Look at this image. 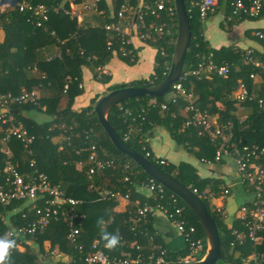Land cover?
Masks as SVG:
<instances>
[{
	"label": "trees",
	"instance_id": "trees-1",
	"mask_svg": "<svg viewBox=\"0 0 264 264\" xmlns=\"http://www.w3.org/2000/svg\"><path fill=\"white\" fill-rule=\"evenodd\" d=\"M29 1L33 5L44 4L49 8L50 19L46 28H38L31 24L28 21L30 15L20 12L19 9L0 14V24L3 23L6 29V41L0 43V92L5 94L11 92L18 95L22 93L23 89L31 92L36 88L43 92L38 105H15L12 108V113L17 116V123L21 122L35 139L30 149L32 152H30L20 140L13 138L10 141L14 150V157L11 158V161L13 164L19 165V171L22 174H26L29 172L30 161L36 159L39 169L48 175L53 185L59 186L68 197L83 202L77 207V212L85 217L78 220L77 223L85 228L81 235L85 247L81 251L78 247L68 244L66 236L69 228L64 221H52L44 233L27 236L26 240L28 243L38 244L40 247L47 240L52 243V247L60 244L61 249L73 257L70 262L78 260V258H86L94 242L99 240L100 248L110 258L136 259L138 255L142 254L145 263L151 253L158 256L160 251L157 247L162 246L153 229L152 223L155 218L147 217L134 230L129 219L137 212V203L139 206L144 203H156L143 188L151 178L135 161L118 151L113 145L94 111L97 99H94L92 105L81 111L74 109L76 98L85 92L84 87L80 88V85L83 84L85 68L93 72L97 82L105 85L111 83L112 78L101 74L100 71L102 67H107L115 52L120 54V43L116 42L114 48L108 49L107 33L104 29H82L79 27L77 19H72L65 13H55V7H64V0ZM144 1L153 5L160 0ZM192 1L199 0H185L192 32V42L187 54L185 70L196 68L204 60L202 58L207 59L213 55L216 64L227 63L230 65L231 73L227 78L219 77L213 73L203 74L200 78L191 77L184 82V87L197 98L196 106L201 111L211 115L219 114L220 123L232 120L237 140L241 139L248 145L264 146V110L259 109L254 102L241 106L234 99V93L240 82L246 83L251 92H261L264 97V71L245 64L248 49H253L255 57L264 61V39L252 36L261 45V50L255 48L244 50L237 47L213 49L203 35V19L198 8L191 7ZM234 1L236 0H219V5L225 9L227 18H230L229 27L246 20L260 21L264 18V9L261 15L256 18L234 14L232 7ZM244 1L249 5L252 0ZM127 2L132 6H137V0H121L118 3V12ZM65 7L70 8L66 3ZM167 7L173 8V16L166 11L161 20L150 16L146 18V21L172 26L175 32L173 38L176 40L178 20L174 1L167 3ZM258 30L264 31V29ZM248 35L251 33L249 32ZM170 42L167 37L162 36L158 42L148 43L158 49L157 65L151 82L134 81L129 85H111L109 91L127 86H153L162 82L168 75L167 67L171 64L174 51L175 43ZM49 46L58 47L61 57H55L52 60L42 58L39 55V50ZM162 51L168 54L167 59L162 56ZM134 54H136L135 51L129 57H123L121 54L120 57L132 63ZM253 73L260 77V89L255 88L254 80L250 77ZM67 85L68 89H66ZM171 92L169 91L166 95L158 98L144 96L125 101L113 108L108 120L117 133L124 140L127 139L126 142L132 148L148 157L166 172L174 175L186 186L191 189L198 188L200 191L211 187L217 192L221 181L201 178L197 170L186 163L178 166L171 163L163 165L149 149L146 141L148 134L156 127H164L177 143L185 146L198 159H205L217 164L225 163V161L219 163L215 160L216 149L208 137L200 135L196 128L184 129V122L187 118L184 110L188 101L179 97L177 103L171 102L169 100ZM153 99L156 100V104H150ZM64 102L65 106H62ZM163 103L168 106L166 110L161 108ZM44 107L46 110L42 111ZM126 110H130L131 114H128ZM241 110L242 112L248 111L244 121H242ZM40 112L45 113L50 120L44 123L37 121L34 115ZM2 138H4V134ZM59 142H62L64 146L62 150L59 148L61 144ZM93 146L96 147L99 158L112 161L115 168L110 167L90 175L93 165L89 162V156ZM148 153H151V156H147ZM6 162L7 155L2 153L0 155V174L2 177L4 176V179L8 176L4 173ZM78 162H83L81 169L77 168ZM92 184L95 188H105L120 192L125 196L128 195V210L119 214L113 212L118 200L98 201L97 193L89 192ZM170 195L172 193L167 190V197L160 201L167 200ZM202 200L207 205L219 229L224 262L255 264L254 258L257 257L256 262L264 264V258L260 259V255L264 252V234L261 245H255L251 241L244 244L235 242L233 232L235 230L245 231L244 223L237 218L234 225L231 228L228 227L225 223L224 210L218 211L208 201ZM178 202L185 208L188 223L197 228V237L206 241L204 229L197 216L180 198ZM22 204V202H15L12 205L1 207L0 237L6 235L9 229L27 227L34 220L33 215L28 213L27 218H23V212L14 216L10 215V211L15 208L23 209ZM105 231L120 237L118 246L111 249L105 247V242L102 239V233ZM131 243L137 244L140 250L137 247L132 248ZM187 255V248L179 251L167 250L165 259L168 263H174L185 259ZM35 262H37V257L33 253H29V250L27 253H20L15 248L9 253L5 264H36ZM78 264H82V262H78Z\"/></svg>",
	"mask_w": 264,
	"mask_h": 264
},
{
	"label": "built area",
	"instance_id": "built-area-1",
	"mask_svg": "<svg viewBox=\"0 0 264 264\" xmlns=\"http://www.w3.org/2000/svg\"><path fill=\"white\" fill-rule=\"evenodd\" d=\"M171 1L174 0H160L156 1L153 5L147 4L144 1L139 7L132 6L128 2L124 4L118 13V17L120 18L119 24H108L104 27L107 32L108 49L114 48V45L118 42L120 43V54L123 57H129L135 51V38L144 44H148L149 42H158L162 36H165L171 41L170 43H175L176 40L173 38L175 32L172 26L157 22L148 23L146 21V18L150 16L156 20H161L163 13L166 11L173 16V8L167 7V3ZM191 7L198 8L200 16L204 21L209 16L216 14L218 0L192 1ZM232 7L234 14L248 15L251 18H256L261 15L264 9V0H252L249 5L244 0H236L232 2ZM13 9H19L20 12L30 15L28 21L38 28L45 27L44 25L50 19L49 8L44 4L37 6L33 5L29 0H17V4L12 5L9 0H0V13H6ZM84 9L88 10V6ZM54 11L57 14L65 13L72 19H77L79 24L82 23L79 22V15L75 9L67 10L65 7L60 6L55 7ZM229 19L225 16L224 24L229 25ZM123 23L125 26H123ZM131 29L132 33L130 32ZM253 36L264 39V31L255 30ZM161 54L165 59L168 58V54L165 51H162ZM55 57H61L59 50L53 58ZM202 59L204 60L196 68L184 70L181 78L170 89L172 92L169 100L177 103L179 97L185 98L188 104L184 110L187 115L184 129L196 128L200 135L208 137L216 149L215 160L217 162L231 160L234 163L238 177L247 190L249 188L250 195L249 200L240 207L238 216V219L244 223L246 229L243 232L237 230L233 232L235 242L244 244L247 241H251L255 245H261L264 234V146L258 144L248 145L241 139L237 140L232 120L227 123H220L219 114L211 115L208 112L201 111L196 106V98L186 90L184 82L191 77L200 78L203 74L210 75L213 73L219 77L227 78L231 73V66L227 63L222 65L216 64L213 55H210L207 59ZM245 64L264 71V61H260L255 57L253 49L247 50ZM170 67L171 64L167 67L168 73ZM100 72L103 75L111 76L106 67H102ZM250 77L254 81L260 78L256 73L251 74ZM68 88L69 86L67 85L66 89ZM80 88H83V84L80 85ZM39 99L40 90L38 88L31 92L23 90L18 95L11 92L6 94L0 92V124L5 127L6 142L17 138L24 144L27 150L32 152L30 149L35 138L28 133L21 123H17V118L12 113V108L15 105L37 104ZM234 99L241 106L254 102L258 105L259 109L264 110V97L251 92L248 85L244 82L239 83L234 93ZM150 104H156V100H151ZM167 107V104H161L163 110H166ZM126 112L131 114L130 110H126ZM245 119L242 118V121ZM59 143H61L59 148L62 150L64 146L62 142ZM6 154L10 157V150H7ZM147 156H151V153H148ZM159 161L163 165H168L162 159ZM89 162L93 165L90 169V175H94L98 171L110 167L115 168V164L112 161L99 158L95 146L90 149ZM203 162L208 163L209 161L203 160ZM4 171L8 176L4 179V176L2 177L0 174V209L15 202H22L23 209L19 212L24 213L23 218H27L28 214H32L34 219H32L33 221L27 227L12 228L7 231L6 235L8 238L15 240V247L9 253L15 248H20L27 236H36L44 233L52 221H64L67 223L69 228L67 240L72 245H77V241L82 233L80 223H77V221L85 217L77 212V207L82 204V201L68 197L59 186L53 185L48 175L39 169L36 159L30 161L29 172L26 174H22L19 171V165L13 164L10 159H7ZM143 188L147 190L148 196L152 197L156 203H144L140 206L137 203V212L129 219L133 225L132 229H136L149 216L154 218L157 215L164 216L172 223L186 243L188 255L179 262H201L207 253V241L197 237V228L188 223L185 216V208L179 205V198L171 192L172 195L165 200L166 203L165 201L161 202L160 200L167 197V189L152 178ZM192 190L200 198L208 201L211 206L216 198H222L229 194L228 187L224 186L219 187L217 192L211 187H208L204 191H200L198 188ZM92 191L97 193L100 201L129 200L128 195L125 196L120 192H114L105 188H95L93 184L89 188V192ZM213 207L218 211H222L221 208ZM24 211L27 212L25 213ZM131 247H137L140 250L137 244ZM157 249L160 251V254L155 256V254L151 253L145 263L143 262L144 257L142 254L138 255L136 259L110 258L100 248V242L97 240L92 245V249L88 252L86 258H78V260H73L68 264H78V262H82V264H167L168 262L165 259L167 250L162 248V246L157 247ZM257 259V257L254 258L255 264H259L256 262ZM245 263L248 264V262Z\"/></svg>",
	"mask_w": 264,
	"mask_h": 264
},
{
	"label": "crops",
	"instance_id": "crops-1",
	"mask_svg": "<svg viewBox=\"0 0 264 264\" xmlns=\"http://www.w3.org/2000/svg\"><path fill=\"white\" fill-rule=\"evenodd\" d=\"M120 1L121 0H64V7L66 3L70 6V8L65 7L67 10L75 9L78 12L79 22H82L80 24L78 23L80 28L103 30L108 24H119L120 18L118 17L119 12L117 7ZM9 2L12 5L17 4V0H9ZM142 2H144V0H137V7H139ZM87 6L88 10H85L84 8H87ZM225 16V9L219 5L218 0V12L203 21V35L213 49L219 50L222 47H237L244 50L248 48H255L257 50L262 49L259 42L252 37V33L258 29H264V18L260 21L246 20L229 27V25L224 24ZM44 26L46 28V25ZM123 26H125L124 23ZM130 32L132 33V29ZM249 32L251 35H248ZM5 41L6 29L2 23L0 24V43ZM134 41L136 54L133 55L132 63L122 59L120 54L117 52H115L113 57L110 59V62L106 67V69L111 73L110 77L112 78V81L110 84L105 85L97 82L91 70L88 68L83 70V84L85 92L82 96L76 98L74 104L75 110L81 111L92 105L94 99L98 100L100 97L109 92V87L111 85H129L134 81H146L148 79L146 77L151 75L157 65L158 51L154 49L153 46L144 44L136 38ZM57 51V47L49 46L39 50V55L44 59L51 60L56 55ZM259 81L260 79L253 82L255 83V88L257 89H260ZM96 85L103 88V92L101 94L94 95L93 92H91L92 88ZM88 89L90 90L87 92ZM256 93H260L261 95V92ZM40 94L42 97L43 92L40 91ZM62 106H65V102ZM43 110L45 111L46 108L44 107ZM241 114H243V118H246L248 111L242 112L241 110ZM37 116H41L42 121H39L41 123L48 122V120H50V118L43 112L37 113ZM15 117L17 118L16 115ZM4 130L5 127L0 124V155L2 153L7 155V150H10L11 154L9 155L10 157L7 155V159L11 160V158L14 157V150L10 141H5ZM3 134L4 138H2ZM146 141L151 153L157 159H163L168 164L171 163L177 166L182 163L189 164L197 170L198 175L201 178L219 180L221 181L220 187H228L229 194L222 198H216L212 206L224 210L225 223L228 227L231 228L234 225V221L239 216L240 207L250 198L247 188L241 183L238 177L235 165L232 167L227 161H225L224 164L212 163L210 161L208 163H204L203 160L205 159H198L195 155L190 153L185 146L177 143V141L171 137L170 133L164 127L154 128L148 134ZM82 163L83 162H78V169L82 168ZM144 191L147 195H149L146 189H144ZM128 202L129 200L127 201L125 199L118 200L117 206L114 208L113 212L118 214L125 213L128 210ZM19 211L20 210L18 209H14L13 211H10V215L14 216ZM152 224L157 239L166 250L179 251L186 248V243L183 237L177 232L176 228L167 218L157 215ZM80 227L82 229V235L85 228H83L82 225H80ZM66 241L68 242L67 236ZM68 244L73 246L69 242ZM133 244L134 243H131L130 246ZM77 246H79L78 248L81 251L85 247L82 236L78 239L77 245L73 247ZM61 248L60 244L52 247V243L49 240L45 241L40 247L38 244L28 243L25 239L20 248L17 249L20 253H27L28 250L29 253H33L37 257V262H35L36 264H67L73 257L69 256V254L64 252ZM262 257L264 258V252L262 253Z\"/></svg>",
	"mask_w": 264,
	"mask_h": 264
},
{
	"label": "water",
	"instance_id": "water-1",
	"mask_svg": "<svg viewBox=\"0 0 264 264\" xmlns=\"http://www.w3.org/2000/svg\"><path fill=\"white\" fill-rule=\"evenodd\" d=\"M174 4L178 20V32L172 54L171 67L167 77L159 84L153 86H127L109 91L96 101L94 111L116 149L135 161L150 178L162 184L167 190L180 198L194 212L204 229L207 241V253L201 262H174L167 264H218L220 261H224L220 233L205 202L193 192L191 187L186 186L174 175L166 172L148 159V157L132 148L117 133L108 120V116L113 108L121 103L144 96L153 98L162 97L181 78L185 70L186 58L192 42V32L185 0H174Z\"/></svg>",
	"mask_w": 264,
	"mask_h": 264
},
{
	"label": "clouds",
	"instance_id": "clouds-1",
	"mask_svg": "<svg viewBox=\"0 0 264 264\" xmlns=\"http://www.w3.org/2000/svg\"><path fill=\"white\" fill-rule=\"evenodd\" d=\"M103 223V221H100ZM102 239L105 242L106 248H115L120 242V237L117 234L103 232ZM15 247V240L9 239L7 235L0 237V264H5L8 260L9 251Z\"/></svg>",
	"mask_w": 264,
	"mask_h": 264
},
{
	"label": "rangeland",
	"instance_id": "rangeland-1",
	"mask_svg": "<svg viewBox=\"0 0 264 264\" xmlns=\"http://www.w3.org/2000/svg\"><path fill=\"white\" fill-rule=\"evenodd\" d=\"M58 48V47H57ZM154 49H156L157 51H158V49L156 48V47H154ZM154 71H152V73H151V75L149 76V77H146V78H148L147 80H146V82L147 83H149V82H151L152 80H153V77H154V73H153ZM44 77V76H43ZM112 81V80H111ZM88 83V82H87ZM100 84V83H99ZM83 87H84V84H83ZM100 86L98 87L97 85L94 87V88H92V90H91V92H93V94L94 95H97V94H101L102 92H103V88H100ZM90 89H88L87 90V92L89 91ZM40 98H41V94H40ZM38 103H39V100H38ZM38 103L37 104H34V105H38ZM218 105V104H217ZM219 106V105H218ZM42 111H44V110H42ZM34 117L37 119V121H42V118H41V116H37V114H35L34 115ZM43 117H44V115H43ZM158 160H161V159H159L158 158ZM163 160V159H162ZM227 162H228V164L230 165V166H232V167H234V164H233V162L231 161V160H226ZM98 201H100L99 199H98ZM15 209H17V208H15ZM135 244V243H134ZM133 244V245H134ZM132 245V246H133ZM218 264H233V263H228V262H224V261H220Z\"/></svg>",
	"mask_w": 264,
	"mask_h": 264
}]
</instances>
